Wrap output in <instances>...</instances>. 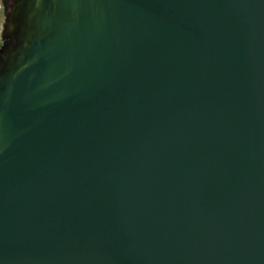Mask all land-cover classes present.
<instances>
[{
	"label": "water",
	"instance_id": "water-1",
	"mask_svg": "<svg viewBox=\"0 0 264 264\" xmlns=\"http://www.w3.org/2000/svg\"><path fill=\"white\" fill-rule=\"evenodd\" d=\"M0 51V264H264V0H18Z\"/></svg>",
	"mask_w": 264,
	"mask_h": 264
},
{
	"label": "flooded vegetation",
	"instance_id": "flooded-vegetation-1",
	"mask_svg": "<svg viewBox=\"0 0 264 264\" xmlns=\"http://www.w3.org/2000/svg\"><path fill=\"white\" fill-rule=\"evenodd\" d=\"M18 1V0H1V13L4 16V21L3 23H5V21L9 24L10 20H11V15H12V11H13V6H14V2ZM13 41V37L9 34V32H7V36L4 38V43L6 45V48L8 45H10ZM5 47V46H4Z\"/></svg>",
	"mask_w": 264,
	"mask_h": 264
},
{
	"label": "rangeland",
	"instance_id": "rangeland-1",
	"mask_svg": "<svg viewBox=\"0 0 264 264\" xmlns=\"http://www.w3.org/2000/svg\"><path fill=\"white\" fill-rule=\"evenodd\" d=\"M2 3H1V0H0V5H1ZM3 21H4V16H3V14L1 13V8H0V31H3V28H6L7 26H8V23L5 21V23H3ZM3 32L2 33H0V36H2L3 37ZM4 39V38H3ZM2 49H0V51H1Z\"/></svg>",
	"mask_w": 264,
	"mask_h": 264
},
{
	"label": "clouds",
	"instance_id": "clouds-1",
	"mask_svg": "<svg viewBox=\"0 0 264 264\" xmlns=\"http://www.w3.org/2000/svg\"><path fill=\"white\" fill-rule=\"evenodd\" d=\"M3 31H0V33H2ZM5 46V43H4V39L2 36H0V49H3Z\"/></svg>",
	"mask_w": 264,
	"mask_h": 264
}]
</instances>
